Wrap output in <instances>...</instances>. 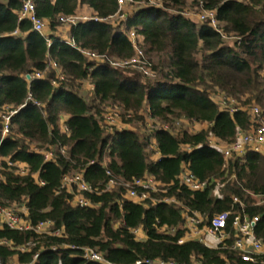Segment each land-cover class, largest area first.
<instances>
[{"label":"trees","instance_id":"16d2710c","mask_svg":"<svg viewBox=\"0 0 264 264\" xmlns=\"http://www.w3.org/2000/svg\"><path fill=\"white\" fill-rule=\"evenodd\" d=\"M159 1L155 7L131 0L137 9L113 25L110 20L122 15L116 0H34L46 36L33 32L28 21H17L21 0H0V158L28 171L18 176L7 161L1 163L0 205L20 215L24 207L31 226L49 222L51 232L60 233H22L0 224L1 264H100L84 260L83 249L94 250L107 264H243L231 234L215 249L194 240L179 244L184 210L208 218L223 212L257 217L254 234L264 247V154L248 151L224 161L209 145L211 136L230 145L237 131L251 129L244 106L258 107L264 116V0ZM187 3L214 11L217 28L183 16ZM83 6L93 17L68 27L67 39L57 36L65 27L58 19L76 16ZM130 30L142 39L143 56L155 59L153 80L126 71L130 66H111L112 60L135 58L126 36ZM35 73L42 77L26 80ZM220 95L244 106L230 113L215 101ZM12 109L18 112L2 137V115ZM107 110L121 113L120 127L105 123ZM143 112L162 127L156 129ZM180 119L206 128L195 133L163 128ZM138 122L149 134L131 128ZM51 149L54 160L45 163L39 152ZM184 167L200 181L221 183V198L213 197L214 184L202 192L181 187ZM76 173L92 190L83 194L90 206L74 205L73 195L59 189L64 176ZM146 175L159 184L158 191L141 203L128 200L122 184ZM110 179L117 186L106 190ZM137 229L144 239L136 238ZM263 263L264 252L256 257V264Z\"/></svg>","mask_w":264,"mask_h":264},{"label":"built area","instance_id":"2783aa9c","mask_svg":"<svg viewBox=\"0 0 264 264\" xmlns=\"http://www.w3.org/2000/svg\"><path fill=\"white\" fill-rule=\"evenodd\" d=\"M151 6L160 7L159 0H146ZM119 11H122V8L128 4H131V0H116ZM214 11H202L198 17V21L202 23H207L213 29L217 28V22L215 18ZM120 21H125L126 16L124 14L119 16ZM26 20L30 23L31 30L38 34H43L46 27L45 22L42 19L36 17L34 0H21V6L17 14V21ZM88 20L87 17H60L58 22L65 27H70L75 25L77 22H83ZM129 42L135 49L136 56L135 58L128 61H118L117 65L120 67L136 66L137 68L142 69L143 73L148 74L145 68L138 66L139 58H143V52L141 49L142 39L137 36L134 30H130L126 34ZM143 45V44H142ZM84 54L93 60L100 59L95 54H90L84 52ZM142 60V59H141ZM51 68L55 69L56 66L54 63H51ZM111 66H114L112 62ZM42 74L35 73L26 80L30 81L31 79H40ZM54 85V83H53ZM226 99L224 95L217 96L216 99ZM30 102L36 107H40L39 104L33 102L30 99ZM23 107V106H22ZM21 109V108H19ZM18 109V110H19ZM243 110L247 111V114L250 117L251 129L247 133L237 131L235 141L230 145H223L218 140L214 139L212 136L209 140V145L214 150L218 151L224 161H227L232 156H244L248 151H253L256 153H264V116L261 114V111L258 107L252 106L245 108ZM230 113L234 112L235 109L229 110ZM18 111L15 109L9 110L5 115H2V124H1V135L5 137L10 130V121L11 117L15 115ZM109 118H106L108 126L110 121H113L112 117L109 115ZM221 144V146L218 145ZM33 151L38 152L36 148L33 147ZM61 154H64V150H60ZM43 156V161L45 163L52 162L54 160V151H42L39 152ZM4 160L0 158V168L2 167L1 163ZM7 166L12 168L15 175L25 176L28 171L27 167L22 163H13L7 161ZM109 175V174H108ZM37 176H35L36 178ZM1 179V177H0ZM39 185L43 183L36 180ZM178 182L181 187L186 188L190 192H202L209 185L214 184L212 195L214 198H221L219 195V190L222 187V184L218 181H200L197 179L191 171L184 167L182 172L178 177ZM215 182V183H213ZM126 190L125 197L128 200L133 202L141 203L148 198L149 192H157L159 184L151 176H144L141 179L132 181L131 183L122 184ZM117 186V181L110 179L106 185V190H111ZM60 190L66 191L69 194L73 195V204L79 206H90L89 202L83 198V194L91 193L92 190L90 186L85 181L84 177L80 173L71 174L64 176L60 183ZM137 190H140L141 193H138ZM236 201V200H234ZM165 203H176L174 199H164ZM22 215L18 214L16 211L6 208L0 205V224L4 227H7L10 230L17 232H34L37 235H54L60 236L59 232H51L52 224L49 222H42L36 226H31L29 222L23 216H26V209L22 207L19 211ZM184 219L183 230L184 237L179 240V244L186 240H194L202 243L204 246L210 249H215L221 245L226 239L232 236V249L238 252L239 258L243 264H256V257L264 252V247L259 239L256 238L254 234V227L258 222V218H248L244 213L234 214L233 216L229 212H223L217 215H214L211 218H208L205 215H202L196 211L184 210L182 213ZM232 217L230 231H227V223L229 218ZM139 231L135 230L134 233ZM21 251H24V247L19 248ZM37 257L35 256V259ZM82 258L87 261H92L100 264H107L104 262L102 256L95 252L94 250L83 249ZM1 264V263H0ZM135 264H183L176 263L172 261H144L136 262ZM187 264H202L198 260H193ZM264 264V263H263Z\"/></svg>","mask_w":264,"mask_h":264},{"label":"rangeland","instance_id":"374dc122","mask_svg":"<svg viewBox=\"0 0 264 264\" xmlns=\"http://www.w3.org/2000/svg\"><path fill=\"white\" fill-rule=\"evenodd\" d=\"M135 9H137V6L128 4V5H126L125 7L122 8L121 12L124 15H129V14L133 13ZM201 12L202 11L199 10V8L194 7L191 3H187V5L185 7V10L183 12V16L189 18L190 20H192V21H194L196 23H199L198 17L200 16ZM119 21H120V18L119 17H115L112 20H110V23H112L113 25H117ZM64 30H68V27H65V28L64 27H60L59 28L60 32H63ZM140 46H141L140 50H142V52L144 54L142 44ZM143 57H144L143 59L142 58L138 59V62H139L138 66H140L141 68H145L146 71H148V74L143 73L142 69L137 68L136 66H131L130 68L126 67V68H129L126 71H130V72L135 73V74H141L140 76H141L142 80H147V79L148 80H153L155 77H154V72H153L152 66L155 64V59L154 60H150L145 55ZM112 61L114 62V66L113 67L119 69L120 66L117 65L118 61H116V60L115 61L112 60ZM81 93L85 94V91H83ZM215 101H217V102H219V103H221L223 105L226 104V107L229 110L234 109L236 107L242 108L241 106H244V105L240 104L238 99H235V98H232V97H226V99H223V100L222 99L219 100L217 98ZM240 101L243 102L244 98H241ZM245 108L246 107L244 106L243 109H245ZM107 112L108 113L105 114L104 117H103L105 123H107L106 122V118H109L108 116L110 115L112 117L113 121H110L109 127H113V126L120 127L122 124L120 125V122H119L120 120H119V117H117V116L121 115V113L118 110H116V111L115 110L114 111L107 110ZM146 115L147 114L145 112H143L144 118H147ZM146 120L151 121V123L155 126L156 129H158L159 127H162V126L159 125L158 122H154V121L150 120L149 118H147ZM149 121H147V122H149ZM174 123L175 124L173 126H171L170 124L167 123L166 125H163V128H166L167 130L173 129L174 131H176V130H181L182 131L183 130V131H187V132H190V133H195V132L204 130L206 128L205 125L203 126V125H200L198 123L193 124V123L181 120V119L177 120V122H174ZM152 127H150V128H152ZM131 128L133 130L137 131L141 135L149 134V130H150V129L147 130L146 127H143L140 122H138V124L131 125ZM218 145L221 146V144H219V143H218ZM135 236H136L137 239H142L141 238L142 234L140 233V230L135 233Z\"/></svg>","mask_w":264,"mask_h":264},{"label":"crops","instance_id":"0c3cea01","mask_svg":"<svg viewBox=\"0 0 264 264\" xmlns=\"http://www.w3.org/2000/svg\"><path fill=\"white\" fill-rule=\"evenodd\" d=\"M76 16L77 17H80V18L81 17H87L88 19H90L91 17H93V12L89 8H87L86 6H83V7H80L77 10ZM43 34L46 35V36H48V34H49L48 30L47 29H44ZM56 35L59 36L61 39H67V37H68V30H64L63 32H60L59 29H58ZM262 154H264V153H262ZM140 233L142 234L141 238L144 239V235H143V233H142L141 230H140ZM142 239H139V240H142Z\"/></svg>","mask_w":264,"mask_h":264},{"label":"water","instance_id":"95a60500","mask_svg":"<svg viewBox=\"0 0 264 264\" xmlns=\"http://www.w3.org/2000/svg\"><path fill=\"white\" fill-rule=\"evenodd\" d=\"M26 78L28 79V78H29V76H26Z\"/></svg>","mask_w":264,"mask_h":264}]
</instances>
